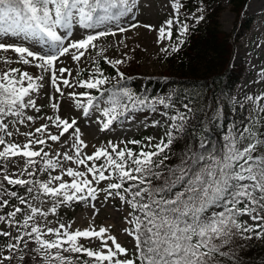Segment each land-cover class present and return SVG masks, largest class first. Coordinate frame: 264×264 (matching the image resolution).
<instances>
[{
  "label": "snow or ice",
  "instance_id": "snow-or-ice-1",
  "mask_svg": "<svg viewBox=\"0 0 264 264\" xmlns=\"http://www.w3.org/2000/svg\"><path fill=\"white\" fill-rule=\"evenodd\" d=\"M172 7L177 15L156 29L139 22L121 26V19L137 8L136 0H0V52L11 51L18 58L13 61L6 55L0 56V62L5 66L18 62L39 70L36 75L18 67L0 70V212L9 206L5 197L15 198L27 209L13 206L12 211L0 214V224L17 231L13 237L10 231L0 230V236L14 241L0 249V264L5 261L11 264L17 257L24 262L26 256L34 260L39 257L42 264H244L241 253L246 245L240 241L251 240L253 234L257 239L264 238V94L245 96L252 107L247 122L222 125L223 101H214V107L205 104L201 108L200 93L193 92L184 98L187 102L177 107L179 101L173 98L174 93L142 96L121 84L131 80L119 67L131 60L127 53L117 59L104 57L115 69V76L110 78L97 64L88 79L76 81L75 86L95 89L99 96L90 91H64L75 86L65 77V73L71 76L72 70L57 66V62L63 63L61 57L70 54L73 61L79 62L89 48L97 47L95 42L109 35L115 37L143 26L158 32V44L165 39L170 42L160 49L166 56L179 52L191 26L187 17L184 21L179 18L180 0H174ZM194 19L199 23L204 17ZM132 20L135 21L134 16ZM174 25L176 39L172 43ZM77 26L100 30L76 40L72 37ZM9 37L18 39L9 42L6 39ZM119 43L124 44V40ZM38 45H47L48 51L42 47L37 50ZM259 76L264 80V69ZM110 79L116 84L104 88ZM49 83L54 89L52 93L45 91ZM105 93V106L101 107ZM41 94L48 96L49 105L56 112L60 111L61 98L70 105L74 103L84 116L90 110L101 112L104 118L101 131L110 130L120 117L143 111L159 112L165 118L163 123L153 120L145 127L162 126L166 131L156 143L154 136L119 143L109 141L107 146L97 147L88 155L83 151L88 145L81 139L76 119L47 116L46 120L60 129L59 134L50 132L49 123L24 133L16 127H31L35 123L38 117L26 110L40 113L42 105L37 104V98ZM209 107L210 112L206 110ZM197 113H202V117ZM196 121L205 131L209 126L213 130L223 126L220 141L201 134L193 144L189 129H195ZM10 129L24 136L25 142L11 141L14 132ZM65 134L72 138L69 148L73 154L56 151L55 157H51L44 146L48 141L61 142ZM180 140L188 142L177 153L172 146ZM129 144L138 150L128 147ZM37 145L41 147L37 149ZM14 157L23 158V163L13 160ZM173 157L176 163H166ZM63 161L82 165L86 171L64 168ZM9 164L18 171L10 173ZM57 168L61 174L52 175ZM37 172L48 173L47 179H35ZM65 175L71 178L70 182L64 180ZM102 181L109 183L100 188ZM4 182L13 189L25 188L27 196L6 188ZM101 192L105 200L118 197L130 209L124 217L128 226L122 232L135 242L131 255L110 234V227L101 226L97 230L90 224L83 230H71V224L49 226L48 216H55L62 205L96 201ZM28 196L41 204L44 203L41 197H47L52 201L51 207L45 210L34 205ZM91 206L95 208V204ZM18 214H23L22 220L16 219ZM245 216L256 223L250 224L243 219ZM38 218H43L44 223L38 222ZM82 239L89 245L98 242L99 247L85 246ZM32 244L35 247H30ZM81 256L88 259L82 260Z\"/></svg>",
  "mask_w": 264,
  "mask_h": 264
},
{
  "label": "rangeland",
  "instance_id": "rangeland-1",
  "mask_svg": "<svg viewBox=\"0 0 264 264\" xmlns=\"http://www.w3.org/2000/svg\"><path fill=\"white\" fill-rule=\"evenodd\" d=\"M174 0H136L137 8L133 9L132 13L127 14L126 17L122 18L120 21L121 26L127 27L130 23L139 22L140 25H153L156 29H158L164 22L173 16L177 15L175 9L172 7ZM232 0H218V3L222 7V11L220 14L219 22L222 29L229 33L232 31L236 20V16L232 11ZM181 4V3H180ZM179 18L183 20V16L181 11L179 12ZM135 17V21L132 20V17ZM246 16L251 17L254 22L251 29L244 33L241 36L240 41L237 44L236 56H235V64H240L241 62H245L247 64L246 72L241 80V83L235 90L234 98L236 101L242 102L250 107V112L252 111V107L250 102L245 100V96H254L256 94H264V80H262L259 76V73L262 69H264V0H249L248 5L246 7ZM114 28V25H113ZM100 29H82L78 26L75 28V35L72 39H80L83 35L88 33H94ZM61 33L64 32L63 29L60 30ZM176 32V26L173 27V35ZM158 32L153 30L149 31L147 28L140 26L129 32L124 34H117L115 37L109 35L106 38H101L96 43L97 47L95 49L89 48L85 57H82L79 62L73 61L71 59V55L61 57L63 63L57 62L58 67H68L72 70V75L68 76L65 73V77L69 79L70 83L74 86L77 80L80 79H88L89 75L93 72L94 68L98 64L99 67L103 70V72L109 76L110 78L116 75L115 69L112 72V67L107 64L104 60V57L107 56L109 59H117L122 58L124 53H127L131 60L120 67V71L127 70L128 67L132 69L138 70L140 73L137 76L135 81L136 85L139 89L143 87V77L160 74L164 70H167L168 64L165 61V53L161 52L160 49L165 45L169 44L168 40H164L162 43L158 44L157 41ZM11 41H15L17 37H9L6 38ZM124 40V44L127 47H124V44H120V40ZM176 39V37H175ZM174 37L172 39V43L175 41ZM26 43H31L26 42ZM37 50L41 47L44 51H48L47 45H38L36 46ZM101 49L103 51H101ZM134 49V51H133ZM74 51V50H73ZM8 56L13 61H16L18 58L15 53L9 51L8 53L0 52V56ZM5 67H18L21 71H29L30 73L36 75L39 74V70L33 66H25L22 63L14 62L11 65L5 66L2 62H0V70H3ZM127 67V68H126ZM48 74H45L47 77ZM116 83L115 80L110 79L109 83L105 84L103 87H109L112 84ZM242 84H244L242 86ZM242 86V88H241ZM75 91L77 93H81L84 91H90L92 95L95 94V89L86 90L85 88H81L79 86H75L74 88L64 89L67 93L69 91ZM45 91L48 93L54 92V89L51 87L50 83L46 87ZM59 96V93L55 94ZM263 103V102H262ZM37 104L42 105L40 113H34L32 110H26L27 114H32L38 117L34 124L31 127H26L25 125H17L20 129L21 133L34 131L35 127H39L41 124L49 123V130L52 134H59L60 129H57L55 126L51 124V122L46 120L47 116H55L60 115L61 118H67L69 121L71 119L77 120V126L81 129V139L85 141L88 145L83 151L91 155L97 147L107 146L109 141H113L119 143L120 141H128L133 139H142L147 136H154L156 140L153 143L158 142L159 138L162 137L166 131V129L162 126L157 127H145V124L151 125V122L141 123L140 121H135L134 123H130L129 126L122 128L116 125L111 126L110 130L101 131V121L104 119L101 112L96 110H90L87 116L82 114V110L75 107V104L71 105L65 103L63 98H61V108L59 112L53 110L49 105V98L46 95L41 94L37 98ZM249 112V114H250ZM163 117V121H164ZM163 123V122H162ZM13 137L9 138L13 142L23 143L25 142V137L22 135L15 134L14 129ZM72 130H70L71 132ZM39 135V134H37ZM67 140L68 143L64 144L63 141ZM72 143V138L69 137L68 134H65L64 137L61 138V142H52L48 141V145L44 146L45 151H49L51 157H55V152L59 151L61 154L64 151H69V154H73L72 150L69 148V145ZM145 143H147L145 141ZM50 146V147H49ZM123 147V144L120 145ZM39 145L36 146L39 149ZM128 147L133 148L134 150H138L135 145L129 144ZM2 148V146H0ZM13 160H18L20 163H23V158L14 157ZM101 161H97L100 163ZM91 162H89L90 166ZM64 168L72 167L79 171H86L84 166H77L76 164L70 161H63ZM31 170V169H30ZM18 169L13 165L9 164V172H16ZM52 175H60L61 169L57 168L51 172ZM107 175V173H105ZM48 177V173H39L35 179L38 180H46ZM23 178L32 179L33 177L25 176ZM91 175L88 176V179H91ZM64 180L70 182L71 178L64 176ZM109 181H102L98 187L104 188L107 186ZM5 187L11 190L16 191L19 195L27 196L26 189L20 186H16L14 189L12 186L7 185L4 182ZM104 193H100L96 201L89 202H71L68 205H62L57 210V214L55 216L49 215L48 220L51 221L49 226L57 227L59 223H64L66 225L71 224L72 229H86L89 228L91 224L97 230L99 227L104 226L106 228L110 227V234L116 236L117 241L122 244V246L128 248L129 255L134 251V240L129 237L126 233L122 232V229L127 227L124 217L127 215V212L130 209L121 203L118 197L104 199ZM9 199V206L4 208L0 214H6L9 211L13 210V206H19L21 208L26 209L25 205H20L19 201L15 198L5 197ZM28 199L34 205L41 206L45 210L51 207L52 201H50L47 197H41L44 201L43 204L40 203V200H31V197L28 196ZM81 204L85 205L84 207ZM95 204V208L91 205ZM78 208V209H77ZM27 210V209H26ZM95 213V214H94ZM23 214H18L16 217L17 220H22ZM244 220H247L250 224L256 223L252 221L248 217H243ZM38 222L44 223L43 218H38ZM0 230L10 231L12 236L17 235V231L15 228H9L7 224H0ZM48 239H52L53 237H46ZM12 241L11 237L0 236V249H3V246ZM85 246L91 247H99V243H95L92 245L88 244V241L81 240ZM258 243L264 245V238L258 239ZM111 244V241H109ZM30 247H35L34 244L30 245ZM5 254H7V250L4 249ZM65 255H75L78 254H70L64 253ZM33 256L35 253L32 254ZM31 257V256H30ZM32 259V257H31ZM81 259H88L86 256H81ZM34 260V259H32ZM5 264H10V262L5 261ZM11 264H22L17 259L13 260ZM34 264H42L39 257H36L34 260Z\"/></svg>",
  "mask_w": 264,
  "mask_h": 264
},
{
  "label": "trees",
  "instance_id": "trees-1",
  "mask_svg": "<svg viewBox=\"0 0 264 264\" xmlns=\"http://www.w3.org/2000/svg\"><path fill=\"white\" fill-rule=\"evenodd\" d=\"M248 2L249 0H232V11L237 21L232 31L227 33L222 29L219 22L222 7L218 0H180L183 20L187 17L186 22L191 26L185 45L179 52L167 56L165 54V61L168 64L167 70L160 74L144 77L143 87L140 91L135 84L136 77L140 75L136 69L130 67L125 69L123 72L126 77H131V80L121 81V84H126L127 87L142 96L157 97L174 93L173 98L179 101L177 107H181V102H187L184 99L186 96L198 92L200 93L199 104L201 108L205 104L214 107V101L216 103L223 101L221 105L224 112L222 125L230 126L232 122L237 124L241 121L247 122L248 107L237 102L234 99V93L247 66L245 62L235 64V56L241 36L251 29L253 23V19L246 16L245 13ZM197 15L204 17L199 23H196L194 19ZM113 85L107 88H112ZM95 95L99 96L100 94L96 91ZM229 97L232 100H229ZM106 98L107 93L102 100H106ZM103 105L105 104L103 103ZM206 110L210 112L212 108L209 107ZM161 111H163L162 108ZM197 115L202 117V113H197ZM136 119L143 121L160 120L161 115L159 112H134L131 115L120 117L113 125L127 127ZM195 123V129H189V134L193 137L191 140L193 144L197 143L201 134L207 135L209 139H214L216 142L220 141L224 132L223 126L214 130L212 126H209L208 130L205 131L199 127V121ZM187 142V140L177 141L172 146L173 151L179 153ZM176 162L175 157L166 161L168 164ZM240 242L246 245L241 253L244 257V264H264V245L258 243L254 234L251 240ZM22 264H34V260L30 256H26Z\"/></svg>",
  "mask_w": 264,
  "mask_h": 264
},
{
  "label": "bare ground",
  "instance_id": "bare-ground-1",
  "mask_svg": "<svg viewBox=\"0 0 264 264\" xmlns=\"http://www.w3.org/2000/svg\"><path fill=\"white\" fill-rule=\"evenodd\" d=\"M244 84H242V86H243ZM242 86H241V88H242Z\"/></svg>",
  "mask_w": 264,
  "mask_h": 264
}]
</instances>
